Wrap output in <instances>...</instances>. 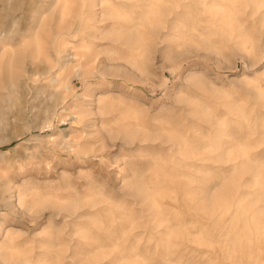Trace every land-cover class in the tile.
<instances>
[{"label": "rangeland", "instance_id": "obj_1", "mask_svg": "<svg viewBox=\"0 0 264 264\" xmlns=\"http://www.w3.org/2000/svg\"><path fill=\"white\" fill-rule=\"evenodd\" d=\"M0 264H264V0H0Z\"/></svg>", "mask_w": 264, "mask_h": 264}]
</instances>
